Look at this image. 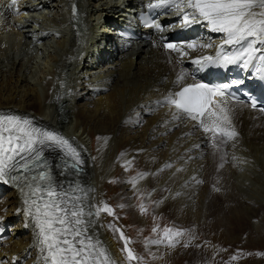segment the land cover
<instances>
[{
	"label": "bare ground",
	"instance_id": "bare-ground-1",
	"mask_svg": "<svg viewBox=\"0 0 264 264\" xmlns=\"http://www.w3.org/2000/svg\"><path fill=\"white\" fill-rule=\"evenodd\" d=\"M8 2L0 0V82H7L10 89L0 97V112L31 119L35 126L68 140L79 153L82 169L67 179L79 183L83 191L76 195L85 206L107 204L106 192L101 191L103 178L121 164L135 162L143 168L135 185L133 175L125 178V194L136 193L147 183L164 195L157 208L167 201L179 215L181 208L195 202L203 216L220 215L226 220L193 222L189 224L193 232L200 226L212 233V239L237 241L236 232L246 220L255 230H264V114L244 103H229L231 127L237 135L214 148L211 134L187 117L173 119L175 109L164 102L178 90L174 82L182 69L188 73L184 83L193 81L191 70L198 66L192 59L215 55L222 33L210 31L203 22L182 27L185 42L213 45L189 50L185 57L162 44L170 35L168 25L154 30L144 44L106 52L103 47L91 48V42L108 33L94 22L98 6L108 7L104 0H17L12 9L6 7ZM168 13L176 15L171 8ZM174 27L181 28L178 18ZM237 46L225 45L223 50ZM45 149L63 154L59 148ZM167 152L172 160L165 157ZM170 160L178 165L175 170ZM59 180L65 177L59 175ZM0 194L6 203L0 204V264H44L35 226L24 215L17 190L0 182ZM86 219L94 221L89 234L101 242L114 264H129L120 234L108 227L116 224L115 218L101 212ZM6 229L10 236L3 240ZM190 251L201 254L198 247Z\"/></svg>",
	"mask_w": 264,
	"mask_h": 264
},
{
	"label": "snow or ice",
	"instance_id": "snow-or-ice-1",
	"mask_svg": "<svg viewBox=\"0 0 264 264\" xmlns=\"http://www.w3.org/2000/svg\"><path fill=\"white\" fill-rule=\"evenodd\" d=\"M16 3L17 0H9L6 7L12 9ZM148 7L174 9L181 27L203 22L210 31L223 34V42L216 47L214 56L201 55L192 59L199 69L235 64L247 68L256 61L264 63V48L258 47L264 45V0H156ZM148 26L161 27L155 23ZM225 45H239V48L226 53L223 51ZM164 47L185 57L190 55L189 50L213 45L193 41L165 43ZM187 76L183 69L177 74L174 83L178 90L170 92L164 100L175 109L173 119L183 116L194 121L204 133L211 134L214 148L227 143L237 135L231 127L229 101L239 102L238 97L230 94L228 89L232 85H240L242 81L210 86L200 82L184 83ZM214 97L219 100H214ZM252 107H256L255 101H252ZM45 148H59L65 158L71 159V163L65 159L62 168L60 164H55L65 180H57L53 174L54 166L46 157ZM81 163L76 149L56 132L35 126L31 119L0 112V182L17 189L24 205V215L35 226L44 264H114L101 242L89 234L94 221L86 219L98 217L101 212L112 215V209L107 204L103 207L90 203L85 206L82 198L76 195L83 191L79 183L67 179L71 172L79 174ZM132 183L135 185V178ZM93 208L95 211H92ZM145 211L141 205V212ZM108 227L115 232L120 231L114 225ZM152 231L156 233L158 228L153 227ZM181 235L183 232L165 227L160 237L146 241V246L167 242V247H175L178 242L175 237ZM120 239L124 240L122 251L127 253L126 259L129 262L140 260L128 247L131 241L123 232Z\"/></svg>",
	"mask_w": 264,
	"mask_h": 264
},
{
	"label": "rangeland",
	"instance_id": "rangeland-1",
	"mask_svg": "<svg viewBox=\"0 0 264 264\" xmlns=\"http://www.w3.org/2000/svg\"><path fill=\"white\" fill-rule=\"evenodd\" d=\"M91 80L96 81V77L92 76ZM0 83V97L2 98V95H4L3 92L5 94L9 92L10 85L7 86V82L5 81L4 83ZM6 89L8 90L7 92H5ZM165 157L171 159L168 152L165 154ZM171 160L168 163L169 165L172 163ZM128 161V159L125 160V163ZM135 164V162L130 165L121 164L122 167L118 166L114 169V171L103 178V189L101 190L102 192H106V203L108 202V207L112 209L113 214L111 216H113L116 221L114 226L115 228L120 229L118 234L123 232L124 236L131 241L128 245L129 248L132 249L135 256L140 258V260L131 261L132 263L128 262L129 264L264 263V230H255L253 228V222L250 220L244 221L240 231L237 230V241H234L233 239H226V241H224L219 237L212 239L211 232L206 231L199 226V230L194 231L196 232L194 233L192 231L193 227L191 226V229L190 225L193 222H198L199 225L206 222H217L218 219L219 222L223 221L222 223H224L225 219L220 215L218 216L220 218H217V215L203 216L201 209H199L201 205L195 202H191L192 204L188 203L190 205L187 204L185 207L181 208L179 215L178 213L176 214L174 210H171L167 201L164 202L162 208L161 206L157 208L159 204L158 202L161 201L164 195L163 193H159L158 190L156 191L147 183L138 192L125 194L123 191L125 188V178L133 175L130 177L133 180V178L137 176L139 169L143 168V166L137 167ZM171 165L174 170L178 167V165L176 166L175 164ZM172 172L170 171L169 173L164 174L161 178L163 181L160 179L161 181L160 185L158 184V189L161 187L165 179L169 178L168 176H170V173L172 174ZM181 183L182 182L180 181V184ZM178 185L179 184H177L176 188ZM120 191L122 192L121 194L119 193ZM172 191L174 192V189ZM118 193L120 195H118ZM173 194L176 197L179 195L177 191ZM180 199L184 201L183 196H180ZM188 200L191 201L192 199ZM3 201L1 195L0 204L6 206V203ZM141 205L146 209L144 213L141 212ZM129 207H132V210H129ZM221 217L223 219H221ZM153 227L158 228L156 233H153ZM165 227L183 232V235L175 237V240L178 241L175 244V247H167V242L159 245L148 244L146 246V241L158 239ZM221 230H223V227L217 229L218 233H220ZM6 233L10 234V231L6 229ZM122 241L124 242V240ZM193 247L199 248L201 253L199 256L191 254L192 252L190 250L193 249ZM233 257H235V259H233Z\"/></svg>",
	"mask_w": 264,
	"mask_h": 264
}]
</instances>
